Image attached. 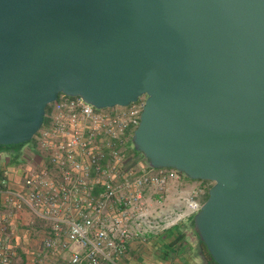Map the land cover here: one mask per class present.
<instances>
[{
    "label": "water",
    "instance_id": "1",
    "mask_svg": "<svg viewBox=\"0 0 264 264\" xmlns=\"http://www.w3.org/2000/svg\"><path fill=\"white\" fill-rule=\"evenodd\" d=\"M58 93L144 95L134 149L212 182L191 217L209 257L264 264V0H0V145Z\"/></svg>",
    "mask_w": 264,
    "mask_h": 264
},
{
    "label": "built area",
    "instance_id": "2",
    "mask_svg": "<svg viewBox=\"0 0 264 264\" xmlns=\"http://www.w3.org/2000/svg\"><path fill=\"white\" fill-rule=\"evenodd\" d=\"M143 102L97 108L58 93L32 137L7 148L24 160L18 185L0 178V264L16 259V220L40 241L31 264H120L131 243L190 220L202 201L178 193L167 204L169 182L183 174L149 166L132 145Z\"/></svg>",
    "mask_w": 264,
    "mask_h": 264
},
{
    "label": "crops",
    "instance_id": "3",
    "mask_svg": "<svg viewBox=\"0 0 264 264\" xmlns=\"http://www.w3.org/2000/svg\"><path fill=\"white\" fill-rule=\"evenodd\" d=\"M24 158L9 154L6 147H0V178L7 180L12 187L17 184L18 170ZM200 180L181 175L178 181L167 186V204L178 193L193 196L203 201L206 190ZM27 217V216H25ZM14 235L10 240L16 259L13 264H31L40 250V241L28 225L16 220ZM184 223V224H183ZM186 221L173 226L160 235L150 238L144 246L131 243L127 257L120 264H213L205 247Z\"/></svg>",
    "mask_w": 264,
    "mask_h": 264
},
{
    "label": "trees",
    "instance_id": "4",
    "mask_svg": "<svg viewBox=\"0 0 264 264\" xmlns=\"http://www.w3.org/2000/svg\"><path fill=\"white\" fill-rule=\"evenodd\" d=\"M20 144H16V145H0V147H6V148H10V147H17V146H19ZM206 197V196H205ZM190 220H191V218H190ZM208 254V253H207ZM209 256V255H208ZM211 259V258H210ZM211 262L213 263V264H216L212 259H211Z\"/></svg>",
    "mask_w": 264,
    "mask_h": 264
},
{
    "label": "rangeland",
    "instance_id": "5",
    "mask_svg": "<svg viewBox=\"0 0 264 264\" xmlns=\"http://www.w3.org/2000/svg\"><path fill=\"white\" fill-rule=\"evenodd\" d=\"M183 222H185V221H183ZM184 224V223H183ZM186 224L188 225V226H190L191 227V221L189 220V221H186ZM186 225V226H187ZM192 228V227H191Z\"/></svg>",
    "mask_w": 264,
    "mask_h": 264
}]
</instances>
